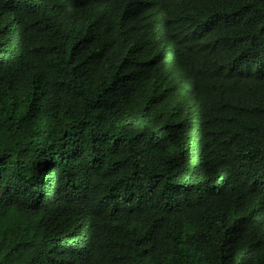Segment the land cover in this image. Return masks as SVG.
I'll return each instance as SVG.
<instances>
[{"label":"trees","instance_id":"1","mask_svg":"<svg viewBox=\"0 0 264 264\" xmlns=\"http://www.w3.org/2000/svg\"><path fill=\"white\" fill-rule=\"evenodd\" d=\"M0 264H264V0H0Z\"/></svg>","mask_w":264,"mask_h":264}]
</instances>
